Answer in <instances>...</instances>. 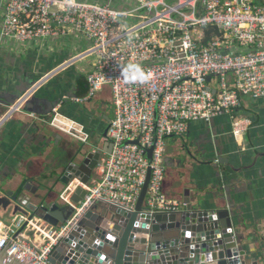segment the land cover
<instances>
[{
	"label": "built area",
	"instance_id": "obj_1",
	"mask_svg": "<svg viewBox=\"0 0 264 264\" xmlns=\"http://www.w3.org/2000/svg\"><path fill=\"white\" fill-rule=\"evenodd\" d=\"M209 27L216 34L206 37ZM72 33L89 42L74 60L93 59L85 76L87 94L75 100H89L108 86L113 116L101 138L110 142V153L100 155L87 184L70 183L59 194L74 208L68 224L97 200L134 210L148 170L144 211H179L182 202L162 191L165 140L221 114L233 119V136L245 132L249 121L235 115L242 97L264 99V6L252 0H126L124 7L89 0H2V38L24 43ZM31 92L17 99L4 118L21 110ZM47 123L88 143L84 126L56 108ZM77 187L86 194L74 205L70 197ZM66 228L23 215L9 223L0 220V249L7 247L9 256L26 264H50ZM24 229L32 237L24 238Z\"/></svg>",
	"mask_w": 264,
	"mask_h": 264
},
{
	"label": "water",
	"instance_id": "obj_2",
	"mask_svg": "<svg viewBox=\"0 0 264 264\" xmlns=\"http://www.w3.org/2000/svg\"><path fill=\"white\" fill-rule=\"evenodd\" d=\"M206 82H210V77ZM40 83L42 81L32 80L27 88L15 89L5 99L4 106L32 91L24 103L26 111L47 113L37 112L35 91ZM69 98L66 96L65 100ZM27 105L30 106L27 108ZM207 124H213V119ZM92 125L91 128L97 131L96 122ZM106 132L97 135L100 139L105 138ZM59 137L56 132L51 136L55 140ZM97 142L79 145L73 158L60 163V169H54L50 177L45 176L50 185L43 193L28 180H23L15 189L11 188L13 181H0V211L3 214L10 213L14 218L18 215L37 218L54 228L67 226L64 236L52 249L48 258L50 264H264V238L245 234L252 227L241 207H230L228 189L218 181L212 186L214 193L209 200L201 190L190 188L187 165L196 156L187 145H182L177 153V166L172 177L171 191L181 195L183 204L179 211L154 214L144 211L148 170L134 210L126 211L97 200L68 224L74 208L57 199V193L70 183L89 182L100 155L111 151L110 142ZM210 142L202 161L212 164L218 177V166L223 163L220 154L213 152L218 144L214 140ZM150 153L151 149H148L149 159ZM224 164L230 166L229 158ZM85 194V190L77 187L70 202L78 205ZM6 248L0 249V264H26L9 256Z\"/></svg>",
	"mask_w": 264,
	"mask_h": 264
},
{
	"label": "crops",
	"instance_id": "obj_3",
	"mask_svg": "<svg viewBox=\"0 0 264 264\" xmlns=\"http://www.w3.org/2000/svg\"><path fill=\"white\" fill-rule=\"evenodd\" d=\"M89 1L126 6V0ZM167 2L171 3L172 0ZM252 2L264 6V0ZM1 15L2 0L0 24ZM88 46L89 42L77 33L24 43L0 36V181H13L11 188L15 189L23 180H28L43 193L50 185L45 176L53 174L54 169H60L58 165L65 162V133L52 128L47 121L53 108L63 117L80 120L78 107L84 106L90 99L76 101L75 98H83L87 94L85 76L92 68L93 59L91 56L78 60L74 58ZM79 61L84 62L86 68L71 71L70 68ZM32 80L42 81L35 91L38 99L36 107L37 112L47 113L27 112L24 105L21 110L4 118L12 105L4 106L5 99L15 89L27 88ZM107 87L104 86L94 96L104 98L106 92L111 100V92ZM72 94L74 97H71ZM66 96L70 98L65 100ZM235 115L249 121L245 132L237 137L231 133L233 119L221 114L213 118V124L194 122L189 124L184 135L166 138L171 140V144H166L165 140L167 160L162 191L170 200L181 201V195L171 191L172 177L177 166V153L182 145H187L196 156L187 165L190 188L201 190L210 200L214 193L212 186L220 181L221 186L229 191L230 207H241L252 227L245 234L264 238V99L248 98L247 103H241ZM35 124L36 128H33ZM54 132L60 136L56 140L51 138ZM210 140L218 144L213 152L220 154V162L223 163L218 166V177L212 164L202 161L204 153L210 148ZM226 158H229L230 166L224 164ZM60 192L57 193V199ZM13 218L10 213L3 214L0 211V220L4 223H9ZM22 234L24 238L32 237L29 229H24Z\"/></svg>",
	"mask_w": 264,
	"mask_h": 264
},
{
	"label": "rangeland",
	"instance_id": "obj_4",
	"mask_svg": "<svg viewBox=\"0 0 264 264\" xmlns=\"http://www.w3.org/2000/svg\"><path fill=\"white\" fill-rule=\"evenodd\" d=\"M84 64H85L84 62H80V61L76 62L75 66L73 68H70V70L75 71L76 68L78 70H81V69L84 70L86 68L84 67ZM247 102H248V97L243 96L241 99L242 105H244ZM107 106H110L109 110L107 109ZM78 110H79L78 114H79L80 120L82 121L83 125L86 126V128L88 129L91 135V140H89L87 144H97L98 143L97 141H100L99 140L100 138L99 136H97L96 131L93 130L94 128H91L93 126L92 124L95 122L98 123V121L104 117L107 118L108 116H106V113L109 112L108 114L109 115L108 127H109L110 121L113 116V106H112L108 93L105 92L104 98H101V97L98 98L96 96L91 97L90 100L84 106L79 105ZM82 111L83 113L81 114ZM170 141L171 140H166V144H171Z\"/></svg>",
	"mask_w": 264,
	"mask_h": 264
},
{
	"label": "flooded vegetation",
	"instance_id": "obj_5",
	"mask_svg": "<svg viewBox=\"0 0 264 264\" xmlns=\"http://www.w3.org/2000/svg\"><path fill=\"white\" fill-rule=\"evenodd\" d=\"M107 109L109 110L110 109V106H107ZM108 114H109V112L106 113V116L109 117ZM108 117L107 118L104 117V118L100 119L98 121V123H96V130H97L96 132H97V134H101V133H103L104 131L107 130V128H108V122H109ZM77 122H79V123H81L83 125V123H82L81 120H79ZM84 129H85V132L88 135V141L91 140V135H90L88 129H86L85 126H84ZM68 144H71V145L69 146ZM81 144H82L81 142H78L77 140H75V139H73L71 137L65 136V161L66 160H70L71 158L74 157V155H75V153H76L79 145H81Z\"/></svg>",
	"mask_w": 264,
	"mask_h": 264
},
{
	"label": "trees",
	"instance_id": "obj_6",
	"mask_svg": "<svg viewBox=\"0 0 264 264\" xmlns=\"http://www.w3.org/2000/svg\"><path fill=\"white\" fill-rule=\"evenodd\" d=\"M211 34H216V29L213 27H209L206 31H205V36L209 37Z\"/></svg>",
	"mask_w": 264,
	"mask_h": 264
}]
</instances>
